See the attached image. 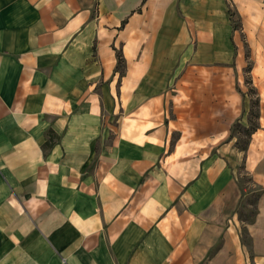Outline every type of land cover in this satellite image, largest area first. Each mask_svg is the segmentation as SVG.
Returning <instances> with one entry per match:
<instances>
[{
    "label": "crops",
    "instance_id": "1",
    "mask_svg": "<svg viewBox=\"0 0 264 264\" xmlns=\"http://www.w3.org/2000/svg\"><path fill=\"white\" fill-rule=\"evenodd\" d=\"M229 1L240 26L196 22L222 0H0V264H264V0ZM246 47L261 192L220 220L230 173L205 163L234 144Z\"/></svg>",
    "mask_w": 264,
    "mask_h": 264
},
{
    "label": "rangeland",
    "instance_id": "2",
    "mask_svg": "<svg viewBox=\"0 0 264 264\" xmlns=\"http://www.w3.org/2000/svg\"><path fill=\"white\" fill-rule=\"evenodd\" d=\"M221 4L222 10L220 13L216 11L215 14H213V9L211 6L207 7L208 4H206V7L204 6L199 8L197 10V15L195 16L196 22L198 21L203 25H208V21L210 20L212 21L210 24L212 23L222 27L240 26L241 17L233 9L230 1L222 0ZM144 5L145 2H143V4L138 7V10L143 9ZM172 13L173 16L175 15L174 18H176L177 23L185 19L183 13L181 12V1L178 2L177 6H175V13L174 11ZM150 20H152V16L148 17V21ZM121 23L123 24L124 22ZM223 49L226 50L227 55H223V57H221V61H233L236 52L235 46L231 47L229 44H227ZM115 55L117 58L116 68L120 71H123L124 58L122 56L121 50L116 49ZM245 58L246 66L243 69V77L240 80L236 79L234 82L235 89L241 93L239 96V115L231 122L230 125L231 136L234 144L231 146V151L227 154L223 151L220 152L213 149L211 155L205 163V167H208L211 165V163H216V167L218 169H225L230 173L228 178L230 181L224 186L220 193L221 201L218 203V205L212 204L209 206V211L214 210V213L217 211L219 212L218 215L220 216H218V218L220 220H224L228 215L232 214L241 220H251L255 215L256 201L261 192V185L258 184L252 175L245 169L244 161L246 150L241 149L242 146L247 145L251 139L252 134H250L249 130H251L256 124L259 125V116L261 115L260 106L262 104L259 90L253 83L250 73L251 50L248 47L245 48ZM164 60L167 61V77L170 79V75L173 74V69H175L177 58L167 57ZM163 73L164 72H161L158 76L160 81ZM151 82L145 81L143 86L145 88H149L151 86L152 88L157 87L159 89L158 85L156 86L153 84L159 83L158 81ZM160 84H162V87H164V85L169 87L170 81H161ZM112 135L113 134L111 132L109 136L111 137ZM223 179L224 178H222V180ZM242 233L243 241L246 244H249L248 235L244 230Z\"/></svg>",
    "mask_w": 264,
    "mask_h": 264
},
{
    "label": "trees",
    "instance_id": "3",
    "mask_svg": "<svg viewBox=\"0 0 264 264\" xmlns=\"http://www.w3.org/2000/svg\"><path fill=\"white\" fill-rule=\"evenodd\" d=\"M257 127H259L258 124H256L254 127H252V129L249 130V131H250V134H252V133L257 129ZM249 131H248V132H249ZM248 144H249V143H247V145H243L241 149H243V150H247V148H248Z\"/></svg>",
    "mask_w": 264,
    "mask_h": 264
}]
</instances>
